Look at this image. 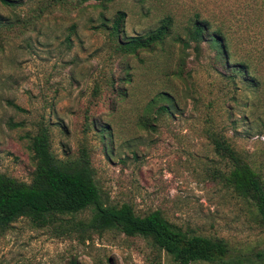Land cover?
Here are the masks:
<instances>
[{
	"label": "rangeland",
	"instance_id": "rangeland-1",
	"mask_svg": "<svg viewBox=\"0 0 264 264\" xmlns=\"http://www.w3.org/2000/svg\"><path fill=\"white\" fill-rule=\"evenodd\" d=\"M10 1L0 4V174L29 183L30 138L46 126L56 157L86 147L107 204L126 203L138 216L157 210L183 232L225 240L231 261L263 264L257 254L264 253V226L252 206L223 185L225 164L208 135L226 140L264 181V0H112L76 7ZM118 11L125 36L141 35L167 16L180 33L197 16L223 36L229 63L244 65L248 75L230 83L205 44L198 53H179L167 40L153 52L121 55L99 25L100 17ZM163 102L168 114L155 110ZM0 264L174 263L140 237L107 231L81 241L21 218L0 236Z\"/></svg>",
	"mask_w": 264,
	"mask_h": 264
},
{
	"label": "trees",
	"instance_id": "trees-1",
	"mask_svg": "<svg viewBox=\"0 0 264 264\" xmlns=\"http://www.w3.org/2000/svg\"><path fill=\"white\" fill-rule=\"evenodd\" d=\"M47 1L53 6L76 7L89 2L104 6L112 0ZM0 4L9 7L11 1L0 0ZM99 21L100 27L114 44V51L121 55L136 56L140 52H153L167 40L178 45L179 53L188 48L198 53L200 45L205 44L212 52V63L222 67L224 71L221 75L230 83L236 79L243 80V76L248 75L244 65L229 63L223 36L211 31L207 22L197 16L188 19L180 33L174 30L172 19L167 16L153 29L135 36L123 34V12H116L111 19L100 17ZM178 61L182 65L180 54ZM180 73L181 69L178 68V76ZM247 82L248 86H255L252 78ZM158 96L161 101H166L163 94ZM152 104L146 106L147 115L143 123L147 126L152 122L148 118ZM155 110L169 113L164 102ZM97 130L102 139L105 129L99 127ZM208 138L214 154L225 164L226 170L219 173L223 185L252 206L257 222L264 226V181L221 136L211 133ZM29 150L33 161L29 183L0 174V236L12 223L24 218L35 228H52L65 236L75 233L81 241L90 240L91 235L99 237L107 231L127 238L140 237L148 240L153 250L162 252L174 264H237L230 260L229 246L221 238L183 232L168 223L157 210L138 216L126 203L110 205L104 202L94 180L85 146L80 145L74 156L60 159L51 151L48 127L42 126L30 138ZM85 212L88 213L87 218L79 217ZM257 259L264 264V253L257 254Z\"/></svg>",
	"mask_w": 264,
	"mask_h": 264
}]
</instances>
